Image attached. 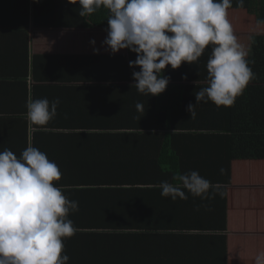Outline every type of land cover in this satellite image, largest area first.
Masks as SVG:
<instances>
[{"label":"crops","instance_id":"obj_1","mask_svg":"<svg viewBox=\"0 0 264 264\" xmlns=\"http://www.w3.org/2000/svg\"><path fill=\"white\" fill-rule=\"evenodd\" d=\"M24 3L0 0V78H4L0 107L25 110L30 97L50 102L60 99L57 116L45 128L62 135L37 138L36 147L50 161L60 163L65 174L79 177L64 163L84 161L73 167L82 168L81 176L96 183L78 182L82 185L70 188L69 200L96 206L84 215L74 212L68 218L77 221L87 216L86 222L122 223V204L128 203L121 200V178L125 175L119 166L121 155H127L134 165L139 163L131 177L141 175L155 181L147 185L139 182L138 188H147L146 194L140 193L129 202L136 204L130 207V224L141 227L130 234L110 229L76 233L64 240L68 264H123L124 252L129 253L128 264H254L256 255L264 252V84L251 81L231 107L217 108L210 101L196 104L195 94L206 86L207 71L201 78L193 71L208 60L210 50L206 48L198 62L183 63L178 74L175 69L171 75L167 68L165 76L170 81L162 94L142 95L131 87L135 69L129 62L136 59L135 53L128 49L115 55L106 52L101 46L105 30L34 26V17L46 7L43 3L30 6L27 20L20 10ZM66 4H61L64 12L74 9ZM240 11L245 13L246 28L238 22ZM228 19L239 42L249 51L250 64L264 60V41L252 33L258 28L255 17L242 9H229ZM24 64L27 75H22ZM13 74L21 75L22 80L27 76V91ZM185 75L189 77L186 80L182 79ZM138 102L145 112L137 111ZM189 104H196L195 119L187 111ZM128 122L134 124V131L155 135H116L117 130L128 127ZM195 124L196 131L191 132L196 136L176 131ZM239 128H249L250 137L238 132ZM11 145H17L15 139L6 142L2 150H10ZM223 148L226 158L231 159L229 183L219 170ZM175 155L180 159L170 172L168 160ZM145 161L151 163L140 169ZM193 170L219 185V191L208 199L193 197L186 190L187 200L161 196L158 185L162 181L175 184L177 173ZM171 225L180 227H165Z\"/></svg>","mask_w":264,"mask_h":264},{"label":"clouds","instance_id":"obj_2","mask_svg":"<svg viewBox=\"0 0 264 264\" xmlns=\"http://www.w3.org/2000/svg\"><path fill=\"white\" fill-rule=\"evenodd\" d=\"M79 5L78 15L89 17L106 10L108 27L102 47L110 55L128 49L136 54L129 62L138 93L159 96L170 81L163 75L167 66L175 70L183 63L198 62L206 48V86L196 94V104L212 102L217 108L231 107L247 85L256 79L247 59L248 49L239 42L228 19L233 0H67ZM243 8L245 0H235ZM264 25L258 20L257 26ZM251 38V37H250ZM95 45V40L90 41ZM98 53L99 49L94 48ZM182 79H187V75ZM195 83H198L196 81ZM195 104V105H196ZM60 99L31 97L26 102L29 132L44 128L57 116ZM195 105L187 111L195 119ZM138 112H145L142 103ZM223 169H221V173ZM61 171L46 153L31 142L19 157L12 150L0 151V264H68L64 240L79 229L69 214L79 210L78 201L69 200L54 182ZM175 184L162 181V197L187 200L188 194L201 199L215 195L220 186L198 171L177 173ZM186 190V191H185ZM254 264H264V252Z\"/></svg>","mask_w":264,"mask_h":264},{"label":"trees","instance_id":"obj_3","mask_svg":"<svg viewBox=\"0 0 264 264\" xmlns=\"http://www.w3.org/2000/svg\"><path fill=\"white\" fill-rule=\"evenodd\" d=\"M46 1V2H45ZM38 3H43L42 6L46 7L45 10H43L40 14V16H35L34 17V26H38L40 25L41 27H51V28H56V27H67L70 29H75V30H105L108 27V21H107V11L106 10H99L97 13L89 16V17H80L78 15L79 12V5H73L74 9H67V12L63 10L61 4L67 3V0H57V2L55 0H25V3L23 4V6L21 7V13L24 15H26V19L28 20L29 18V9L30 6H38ZM58 5H57V4ZM67 5V4H66ZM70 6V5H69ZM230 9H242L245 10L248 14L253 15L256 19V21L258 20H264V0H245V4L243 8H240L236 5L235 0H233V6ZM68 16V17H67ZM25 19V20H26ZM62 21V23H61ZM27 25V24H26ZM254 35H256L260 40L264 41V28L263 27H258L257 29H255L252 32ZM27 36H28V32H27ZM208 50H210V48H208ZM206 63L207 60H205L204 62V66H201V68H199V66H196V69L193 71L191 66H186L187 68H191V70L193 72H196L197 74H200V78L201 75L206 74ZM22 65V64H21ZM25 66V64H24ZM203 67V68H202ZM249 67H251L252 71L255 73L256 79L253 80V83L255 85H261L264 84V60H256L254 61V64H249ZM168 70H170L171 75H173V73H175L173 69H171V66H167ZM164 71L163 75H166L168 70ZM140 70V69H139ZM134 71H138L137 68H135ZM179 68L177 69V72L175 74H178ZM173 72V73H172ZM28 70H27V66H25V72L22 75H27ZM195 74V73H194ZM14 76V74L12 75V77ZM25 78L22 80L21 75L19 76H14V79L16 80H20L23 82L24 84V88L27 91L26 85L27 84V76H24ZM189 78V77H187ZM199 78V79H200ZM4 81V78H0V85L2 84V82ZM204 83V81H203ZM250 84V83H249ZM27 99V98H26ZM26 102V101H25ZM26 109L23 110L21 108H17V107H13V106H4V107H0V151H3L2 148L4 147L3 145L6 142H13L15 139V142L17 145H11V149L14 154H16L18 157L21 154V152L27 147L28 143L31 142L32 145L34 147H36V139L37 138H41V137H49L50 135H62V134H53L51 132V130L49 128H41L38 131L35 132H29L28 129V125H27V121H26ZM128 127H124L121 130H117L119 132H116V135L118 136H147V135H155L153 133H147V132H138V131H134V124H132L131 122H128ZM132 128H131V127ZM195 127V128H194ZM198 125L195 124L193 126H191V128H187L185 130L182 129H177L176 131H183L184 134L181 135H185V136H196L195 133L191 132L193 131V129H197ZM249 129V128H248ZM246 128H239L237 129L238 132L243 133L246 136H249V131ZM140 131V130H139ZM113 136H115V134L112 133ZM166 135V134H165ZM176 134H170L171 137H174ZM222 138V144L224 145V136L221 135L220 136ZM37 148V147H36ZM222 157H223V162H221V164L219 165V170L221 173V169H223V172L221 173V175L228 177V183L231 181V159L226 158L225 154H224V148L222 149ZM122 159L119 161V166L121 169V172L123 174H125L123 176V179L121 178V185L122 188L120 189V193H121V200L124 201V203H128V204H122V223H116V225H111L109 223H98L96 224L94 221H89L87 219L86 222V218L87 216H85L86 218H76L77 221L72 220L73 224L75 227H77L79 229V231L77 233H85V232H90V230L92 231V233H95L96 231H101V230H113V231H117L119 233L122 234H130L132 233L133 229H138L141 226L138 225H132L130 224V207L132 206H136V204H129V202L133 199H136L138 196H140V193H145L146 194V189L147 188H138V183H144L141 185H147L146 183H153L154 178H147L144 176H132V174L137 173L136 168H139V163H136L134 165V162L132 160L129 159V157L127 155H121ZM178 159H180L177 155L175 156H171L170 160H168L171 163V168H170V172H173L175 170V166L178 163ZM162 160V159H161ZM161 160H157L158 162H160ZM51 161H54L53 159H51ZM62 175H61V181H56L57 184H60L59 186L62 187L63 190V194L65 196H67V192L70 191L71 187H75L76 185H82V184H76L78 182L84 183L85 181V185H90V184H96L93 183L94 181H89L90 178L84 176L83 175V169L82 168H78V167H73L74 164H81L84 163V161H81L79 159H75L72 160V163L69 162L68 164L64 165H68L69 168H71L73 170V172H78V174L80 175L78 177V175H74V174H65L66 171H62V167L60 166V163H57L56 161H54ZM151 161H145L142 162L141 164V168L140 169H145V167L150 164ZM134 165V166H133ZM76 166V165H75ZM86 166V165H85ZM127 175V176H126ZM74 178H71L73 177ZM68 180V182H66V180ZM74 179V180H73ZM64 180V181H63ZM112 183H114V181H110ZM57 184H54L55 186H57ZM65 184L66 186L63 187ZM95 186V185H92ZM86 198L83 199V201H85ZM87 201H96V198H87ZM96 206V204H78L79 210L76 213H82L84 215V213L86 212V210H88L90 207L94 208ZM144 207H147L146 205H144ZM143 207V208H144ZM87 208V209H86ZM72 214V213H70ZM70 219V218H69ZM145 227V226H142ZM157 227V226H155ZM169 229H178L180 226L178 225H171V226H165ZM201 227H207V226H201ZM95 232H93V230ZM101 229V230H98ZM110 229V230H109ZM87 230V231H86ZM64 242V241H63ZM65 244V242H64ZM63 254H67L69 256V252L66 250V248H64V253ZM70 258V256H69ZM121 258H123L124 262L123 264H128L129 262V253L124 252L121 256Z\"/></svg>","mask_w":264,"mask_h":264},{"label":"rangeland","instance_id":"obj_4","mask_svg":"<svg viewBox=\"0 0 264 264\" xmlns=\"http://www.w3.org/2000/svg\"><path fill=\"white\" fill-rule=\"evenodd\" d=\"M250 18V17H249ZM238 22L239 24L241 25L242 28H246V23H247V20L245 22V13L240 11L238 13ZM254 24H255V19H254ZM97 31V30H96Z\"/></svg>","mask_w":264,"mask_h":264}]
</instances>
